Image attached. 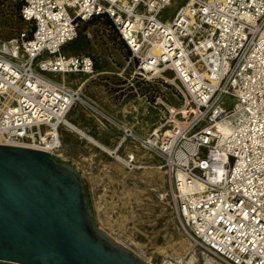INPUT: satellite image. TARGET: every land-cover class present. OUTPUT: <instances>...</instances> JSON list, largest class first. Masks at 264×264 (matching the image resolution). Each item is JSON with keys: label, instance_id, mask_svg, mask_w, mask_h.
<instances>
[{"label": "built area", "instance_id": "2783aa9c", "mask_svg": "<svg viewBox=\"0 0 264 264\" xmlns=\"http://www.w3.org/2000/svg\"><path fill=\"white\" fill-rule=\"evenodd\" d=\"M170 1L25 0L26 30L0 43V145L57 155L77 105L116 125L51 78L95 74L92 57L64 48L84 24L108 17L132 81H162L181 99L177 109L158 98L169 116L147 139L123 129L160 161L186 234L217 264H264V0H186L162 23Z\"/></svg>", "mask_w": 264, "mask_h": 264}, {"label": "rangeland", "instance_id": "374dc122", "mask_svg": "<svg viewBox=\"0 0 264 264\" xmlns=\"http://www.w3.org/2000/svg\"><path fill=\"white\" fill-rule=\"evenodd\" d=\"M21 4L22 0H0L1 44L17 41L20 34L26 30V25L20 21V13L24 5L21 7ZM186 4V0H171L161 12L159 20L166 24L172 23L177 12ZM86 24L81 28V32L83 41L88 42L89 45L83 46L80 52L66 50L64 53L92 57L95 61V74L67 75L66 85L97 102L116 125L107 119L93 117L91 112L80 105L74 109L78 108L86 113V117L81 120L83 123L79 126L72 121H79L74 109L69 114L68 120L96 141L98 138L92 135L90 129L95 124L103 127L104 131L101 134L107 139L103 145L99 144L111 153L93 145L78 133L62 127L61 139L64 150L58 156L76 164L86 177L99 226L143 260L149 264H217V260L193 242L183 229L171 200L166 175L164 183L160 176V179L156 177V182L147 181L151 178L153 180L158 171L146 175L147 171L140 168L142 165L128 156V152L134 149L133 147H138L144 151L143 153L154 156L134 138H126L123 128L132 129L137 138L147 139L156 128L165 123L169 116L165 108L157 103L158 98L177 109L181 107L182 102L175 88L162 81H156L139 90L145 106L143 123L135 117L128 119L124 112L114 115L108 106L111 103L116 105L117 98L129 104L138 97L134 92L130 93L133 87L123 79V77L129 78L130 71L127 70L123 74V70L129 61L130 53L109 21L94 20ZM89 35L92 41L89 40ZM112 64L120 69L118 72L123 77L104 74L96 77V80L89 79L95 78L99 69H107ZM166 77L174 79L172 73L166 74ZM51 78L56 80L53 76ZM86 80L90 81L83 86ZM94 87L102 89L104 95L93 93ZM117 92H120L119 96L116 95ZM125 95L127 96L123 98ZM114 166L118 172L119 169L124 168V173L119 172V174ZM125 171L137 175V179L122 176L127 175ZM107 222L110 223L111 228L106 225ZM186 246L188 250L185 249Z\"/></svg>", "mask_w": 264, "mask_h": 264}, {"label": "water", "instance_id": "95a60500", "mask_svg": "<svg viewBox=\"0 0 264 264\" xmlns=\"http://www.w3.org/2000/svg\"><path fill=\"white\" fill-rule=\"evenodd\" d=\"M0 264H149L103 230L79 168L0 145Z\"/></svg>", "mask_w": 264, "mask_h": 264}, {"label": "crops", "instance_id": "0c3cea01", "mask_svg": "<svg viewBox=\"0 0 264 264\" xmlns=\"http://www.w3.org/2000/svg\"><path fill=\"white\" fill-rule=\"evenodd\" d=\"M92 38H91V36L89 35V40L90 41H92L91 40ZM74 55H81V54H74ZM126 67V66H125ZM125 69V68H124ZM120 69L119 68H117L116 67V65L115 64H112L111 66H109L107 69H104V70H102V69H99L98 70V74L96 75V76H94L95 78H89L90 80L91 79H95L96 80V77H99L100 75H104V74H109V75H114V74H116V75H119V76H121V77H123L122 76V74H120L118 71H119ZM129 71H130V74H129V78H124L123 77V79L124 80H126L130 85H131V87H133V88H131V92L130 93H132V92H134L135 94H137L138 95V97H136V99H134V100H132L129 104H126V103H124L123 101L121 102L120 101V98H117L118 99V101H116L117 103H116V105H115V103H111L110 104V106H108V108L112 111V113L114 114V115H119V113L120 114H122L123 112L125 113V116L128 118V119H131V118H133V117H135V118H137V120H140V121H142V123L144 122L143 121V116H144V103H143V98L141 97V95H140V93H139V90L140 89H142V88H144V86L145 85H147L148 86V84H143V83H140V82H138V81H132V79H131V76H132V74H133V69H129ZM127 72V71H126ZM125 72H124V70H123V74H124ZM88 76V75H87ZM56 80H54V81H56L57 83H59V84H62V85H64V86H66L67 88H69V89H72V88H70L69 86H67L66 85V76H53ZM90 80H86L85 82H84V84H83V86H85ZM134 84V86H132ZM94 92L93 93H95L96 95H98V94H101V96H103L104 94H103V90L102 89H97L96 87H94V90H93ZM119 93L120 92H117L116 93V95L117 96H119ZM136 95V96H137ZM127 95H125L123 98H125ZM133 97H134V95H133ZM118 104V105H117ZM74 112H76L77 113V115H78V119H79V121L78 120H72L73 122H76L77 124H79V126L83 123L81 120L82 119H84V117H86V113H85V115H83V112H81L78 108H76V109H74ZM124 115V114H123ZM122 116V115H121ZM95 124V123H94ZM141 127H142V125H141ZM141 129V128H140ZM92 131V135L93 136H95L96 138H98V143H100L101 145H103L104 144V142H105V140L107 139V137H102V134H101V132L102 131H104V129H103V127H101V126H99L98 124H95L93 127H91V129H90V132ZM134 149H131V151L130 152H128V156H129V158L130 159H132L133 161H135L137 164H140V165H142L141 167H143L142 169H144V170H152L153 168V170H155L156 169V171H158V173H161L162 175H163V177H164V179H165V172L160 168L161 167V163H160V161L155 157V156H153V155H151V154H149V153H143L144 151H142L140 148H138V147H133ZM63 150H64V146H63ZM132 156H134V159L132 158ZM137 161H136V160ZM74 164V163H73ZM76 165V164H75ZM144 165V166H143ZM77 166V165H76ZM78 167V166H77ZM122 167V166H121ZM123 168V167H122ZM114 169L117 171V169L115 168V166H114ZM124 169V168H123ZM80 170V169H79ZM125 170V169H124ZM81 171V170H80ZM82 172V171H81ZM118 172V171H117ZM126 172V171H125ZM119 173V172H118ZM127 173V172H126ZM83 174V173H82ZM120 174V173H119ZM122 175V174H121ZM132 175V176H131ZM83 176H84V174H83ZM122 176H127V177H130V178H134V177H136L137 175H134V174H129V173H127V175H122ZM85 177V176H84ZM142 177H143V175H142ZM158 179H160L159 178V175L158 174H155V176L153 177V180H152V178L151 179H149V180H147V181H152V182H156L157 181V178ZM85 179H86V177H85ZM136 179H137V177H136ZM144 180V179H143ZM160 181V180H159ZM164 182H165V180H164ZM163 182V183H164ZM162 183V182H161ZM88 184V183H87ZM88 189H89V187H88ZM131 190V189H130ZM132 191H134V190H132ZM90 192V191H89ZM135 193H137L136 191H134ZM91 196V195H90ZM137 196H138V198H139V195L137 194Z\"/></svg>", "mask_w": 264, "mask_h": 264}, {"label": "bare ground", "instance_id": "6f19581e", "mask_svg": "<svg viewBox=\"0 0 264 264\" xmlns=\"http://www.w3.org/2000/svg\"><path fill=\"white\" fill-rule=\"evenodd\" d=\"M62 77V76H61ZM169 80H171V79H169ZM171 81H174V80H171ZM63 127L66 129H69V130H71V131H73V132H76V133H78L79 135H81L83 138H86L90 143H92L93 145H95V146H98L99 148H102L103 150H105V151H107V152H110L107 148H105V147H103V146H101L96 140H94L93 138H91V137H89L88 135H86L83 131H81L80 129H78L75 125H73L69 120H68V118H66L65 120H64V125H63ZM231 126L230 125H227V124H225V125H223V126H221V129L225 132V133H227V132H229V131H231ZM60 137H61V134H60ZM60 142H61V144H62V146H63V142H62V139L60 138ZM37 149V148H36ZM37 150H41V151H45V152H49V153H51L49 150H46V149H37ZM63 151V148H62V150L60 151V152H62ZM111 153V152H110ZM53 154V153H52ZM58 155H60V153H58L56 156H58ZM58 157H60V156H58ZM60 158H62V159H64V160H66L65 158H63V157H60ZM132 158L134 159V156H132ZM136 160V159H135ZM137 161V160H136ZM140 168H143V167H140ZM119 169V168H118ZM154 169V168H153ZM151 170V171H148V170H146L147 172H146V175L147 174H154V173H156V169L155 170ZM119 172L120 173H124V171H123V169H119ZM158 173V172H157ZM159 174V176H160V178H161V180H162V182H164V177H163V175L161 174V173H158ZM144 176V175H143ZM146 178V177H145ZM134 195V194H133ZM136 198V197H135ZM137 199V198H136ZM106 225L108 226V227H110V223H106ZM111 228V227H110ZM185 249L186 250H188V246H186L185 247ZM215 262V261H214Z\"/></svg>", "mask_w": 264, "mask_h": 264}, {"label": "trees", "instance_id": "16d2710c", "mask_svg": "<svg viewBox=\"0 0 264 264\" xmlns=\"http://www.w3.org/2000/svg\"><path fill=\"white\" fill-rule=\"evenodd\" d=\"M24 2H25V0H22L21 7H22V5L24 4ZM21 7H20V9H21ZM20 11H21V10H20ZM94 20H100V21L107 20V21H109L110 24H111V27L114 29V31L116 32V34H118L117 31L115 30V27H114V25H113V22H112L108 17L101 16V17L94 18L92 21H94ZM20 21L23 22V24H25L24 21H23V19H22V17H21V13H20ZM92 21H90V22H92ZM90 22H88V23H90ZM86 25H87V24H86ZM118 36H119V35H118ZM120 41H121V40H120ZM121 42H122V41H121ZM122 44L124 45L123 42H122ZM87 45H89V43H88V42L85 43V42L83 41L82 32L80 31V34H79V36H78V39H77L76 41L72 42L71 44H69L67 47H65V48H64V51H66V50H74V51H78V52H80V50L83 48V46H87ZM124 46H125V45H124Z\"/></svg>", "mask_w": 264, "mask_h": 264}]
</instances>
